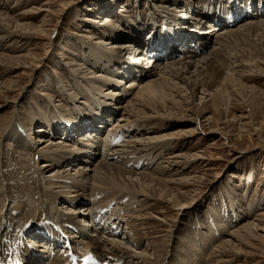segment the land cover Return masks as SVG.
<instances>
[{"label":"bare ground","instance_id":"1","mask_svg":"<svg viewBox=\"0 0 264 264\" xmlns=\"http://www.w3.org/2000/svg\"><path fill=\"white\" fill-rule=\"evenodd\" d=\"M149 1H155L153 5L158 11L157 15L159 17L165 16L167 18L163 26L167 28L168 37L164 36L162 30H159L158 27L162 25H157V15L154 18L151 17L147 25L139 23L138 26L129 27L124 31V29H120V24H124V22L120 21L119 25L115 24L111 18L113 16L111 13L105 16L102 22L94 21L98 25L93 24V27L91 26L94 31L89 28L85 29L89 33L87 38L98 40L96 42L91 40L93 42V45L91 44L89 47L90 52L92 51L90 54L91 61L88 59L87 63L86 61L82 63L72 58H65L66 63L69 59H72L68 61L67 65L72 68L71 72L76 86L81 88L79 90L81 94L79 95H81V98L83 96L86 99L95 100L97 102L96 107L91 105V101L86 102L85 109L81 106L74 107L73 114H63L62 112L63 116L60 117L59 122H49L45 125L44 122H46L47 117L42 113L37 118L33 116L32 118L22 117L20 119L17 115L13 123L11 122L7 126L6 136L13 143V149L22 154H33L35 156L39 154L38 158L44 159V163L37 166L34 164L37 161L32 158V163L30 162L32 165L23 166L19 170L22 175L30 174V178H26V175L25 177L18 176L21 182L17 181L10 186L6 179L7 177L14 179L13 176L16 172L8 173L5 171L4 166H2L4 162H1V158L4 156L0 151V214H2L0 217V262L7 260L11 255H15L17 249L25 263L40 264V257L33 256L32 252L25 247L34 249L32 251L35 252H47L50 245H55L45 239L43 233L29 232L36 222L42 219H48L49 223L44 225L43 231L49 232L50 235L55 234L54 228L58 230L57 226L68 232H71L68 227L70 225L78 228L79 233L73 234L72 237H80L77 241L80 246L88 247L104 261H109V264H160L162 260V263L165 260V264L167 262L168 264H183L185 260H190L197 248L200 247L199 245V247L194 248L192 244L188 243L187 246L184 245L186 247L185 251L177 249V254L168 261L163 256L161 257L159 244L154 245L149 242L152 247H149L148 243L146 246L143 245L149 239L146 234L140 232L142 231L140 226L144 224L143 222L148 221L150 217L140 219L134 213L128 219L126 216V210H129L130 207L132 209H144L152 200L163 199L173 203L179 210H184L183 208L186 205L183 202L185 200L182 198L183 193L180 192V189L171 186L176 182V179L163 176L170 168H164V170H157L156 168L140 170L138 168L139 170H136L137 167L133 169V167L127 166L128 163L135 160L132 159L134 154H140L147 150L157 152L162 147L170 146L171 140L184 136V133L175 134L173 131L140 137L135 133L136 130L131 132L132 135L134 134L131 137L133 139H128L122 146H114L113 144L119 141V129L124 131L123 129L139 124L137 123L139 120L143 119V122L147 124L154 119H167L176 116L173 114H177V112L173 113L174 109H171V105L174 103L179 104L180 100H175V92L179 91V95H181L183 90L177 88L176 91V85L172 81L177 80L190 90L191 96L187 95L188 99L194 98L198 89L210 92L215 86L219 91H214L215 93L212 94L210 100L219 104L224 93L229 91V86L236 84L235 78L232 77H225L219 82L222 76L220 68L227 67L237 74L252 65V62L250 64L244 62L246 55L234 56V54H230L231 44L235 40L248 38L249 35H253L255 32L257 35L260 30L264 31V15H262L264 8L259 6L257 11L256 8L251 9V14L255 16L252 19H257V21L254 20L255 22L241 21L237 24L238 26L236 25L237 27L232 29L227 28V22V25L218 30L215 29L216 26L231 19L235 21L244 12L248 13L247 9H250L249 4H247L248 1L239 2V9H235V13L225 16L223 22L221 20H203L205 18L203 12L198 13V8H191V5L195 3L196 7L198 2L199 5H202V0ZM110 7L113 8L112 5ZM175 10L180 14L176 13ZM43 11L50 13L48 8H39L37 12ZM25 14L11 15L0 9V42L25 35L17 29L20 26L26 30L34 29V33L45 31V29H38L41 25L34 24V27L24 24V26L19 25L20 17L23 18ZM196 17H199L200 20ZM152 19H155V22H151ZM85 20L93 21V19L88 18ZM205 21H207V26L210 27L208 30L200 27L204 26ZM196 23L198 24L194 27ZM12 28H16V30ZM149 34L150 37H148ZM211 37L213 38V45L211 42V46L206 52L198 54L200 48L207 45V41L204 39ZM126 38L130 40L121 43ZM176 43L180 47L175 45ZM52 47L53 43L51 42L50 49L47 51L52 52ZM258 53L255 56V67L264 65V52L258 51ZM132 54L136 56L135 60L137 61L131 60ZM27 57V54L12 56L6 52H0V69L8 71L11 68L19 67L20 59ZM86 58L88 57L86 56ZM34 59H36L35 56ZM145 61L148 62L149 66L144 65ZM117 67H121L123 70L121 71ZM92 68H100V71L104 72L105 75L103 76L101 73L98 76H93V78L88 77V75L95 73ZM120 72L125 74L121 76ZM159 72L162 75L154 78L155 74H160ZM126 74L127 76L131 75V79L126 81L128 85L124 86L122 92L120 91L122 89L120 84L125 80ZM115 76L116 78H114ZM88 81L92 85L85 86L88 85L85 84ZM106 85L118 87L105 89ZM127 86L136 91L132 100L123 103L120 100L129 93L126 92ZM16 90L18 91L14 80L0 83V95ZM60 91L64 92L63 95L72 91L69 95L74 101L79 96L73 91V88H67L66 85ZM52 93H56V91L52 88L44 89V94L52 96ZM168 94L172 96L171 99L167 97ZM82 103L85 102L81 101ZM180 103L182 104V102ZM190 103L194 104L195 102L191 101ZM181 104L177 106L179 110L186 107ZM204 111H206L205 101L199 109V114L201 115ZM117 113L119 119L117 118L115 123H113L114 121L111 122ZM164 122L165 124L171 123ZM103 123L114 124L108 130L109 133H114L105 137L101 136L100 131L102 128L105 129L108 126L103 125ZM35 124L39 125L34 127ZM47 126L49 129L46 128ZM26 128L29 130V135ZM124 132L126 137L130 138V135L127 134L128 130ZM36 133L40 134L36 135ZM52 133L65 135L70 137V140L64 142L59 139L53 142L50 137L46 138ZM99 141L103 143L100 147H98ZM45 142L46 144H43ZM115 147L119 148L116 150ZM34 148L36 150L32 151ZM101 152L103 154L100 156L99 153ZM98 156L100 160H97ZM116 156H118V159H116ZM177 156H181V154H177ZM187 160H184V162L176 160L175 164L176 166L180 163L186 165L189 162ZM16 189L19 190L18 194H14ZM58 200L66 204L58 207ZM80 205L81 208H79ZM108 206H111V211L109 209V213L105 215L106 212L102 211ZM189 207L190 205L187 206V208ZM141 209L140 211H142ZM100 213L102 214L100 215ZM256 220L259 225L264 226V212L259 213ZM116 224L117 226H115ZM222 224V220L216 216L215 222L211 223L210 226L212 236L208 237L203 234L201 245L208 241L212 242L218 238L217 236H221L225 228ZM252 224L251 222L244 223L240 228L232 231L231 237L227 238V241H222L219 244L218 250L221 252L223 263L232 261V252L230 251L235 249L231 244H244L257 238L255 236L256 228ZM175 230H170L171 233L168 235L169 238H167L166 244L171 241L170 235L173 234L172 236H174V233L176 234ZM20 239L23 243L21 246H19ZM26 240H29L31 244ZM185 240L187 241L186 238ZM74 242V240L71 241V246H74ZM228 257L230 258L228 259ZM195 258L200 259L199 257ZM66 260L65 255L56 250L54 258L45 260L43 264H65ZM204 262L205 260L202 259V264Z\"/></svg>","mask_w":264,"mask_h":264},{"label":"rangeland","instance_id":"2","mask_svg":"<svg viewBox=\"0 0 264 264\" xmlns=\"http://www.w3.org/2000/svg\"><path fill=\"white\" fill-rule=\"evenodd\" d=\"M239 1L202 0L205 5H208V8L212 7V10L215 7L220 10L222 5L225 6V4L228 5L227 8H232ZM246 1L250 4L256 3L255 5L259 2H264V0ZM154 2L149 0H0V9L5 12L11 15L26 13L23 18L20 17L19 25L24 24L34 27V24H36L41 25L38 29H45L44 32L39 33L37 31L34 33V29L26 30L20 26L17 29L20 33H25V35L0 42V52L9 53L12 56L28 55L27 58L20 59L19 67L11 68L8 71L0 69V83L14 80L18 89V91L6 92L0 95V151L3 154L2 156H4L1 158V162H4L2 166H4L3 168L6 172H16L13 176L14 179L12 177H7L6 179L10 186L17 181L21 182L19 177H25L26 175V178H30V174L22 175L19 170L23 166L32 165V158L37 161L34 163L37 166L43 165L44 159L38 158L39 154L35 156L15 151L13 143L6 136L7 126L11 122L13 123L17 115L20 119L22 117L32 118L33 116L37 118L42 113V115L47 117L46 122H44L45 125L56 121V117L59 115L62 118L63 114H73L74 107L81 106L85 109L86 102L89 103L91 101V105L96 107L97 102L95 100L86 99L83 96L81 98V95H79L81 94V91H79L81 88L76 86L73 81L75 79L71 72L72 68L67 65L68 61L72 59L82 63L85 61L87 63L88 59H91L90 54L92 51L90 52L91 49L89 47L95 39L87 38L89 33L85 29L89 28L94 31L92 25H97L94 21L102 22L105 16L111 13L113 15L111 18L115 24L119 25L120 21L124 22V24H120V29H124V31L129 27L138 26L139 23L147 25L149 20H151L150 18H154L158 14L156 7L153 5ZM195 5L196 3L191 5V8H198L199 2L196 7ZM39 8H48L50 13L47 11L37 12ZM175 11L180 14L177 10ZM164 17H156L157 25H160L165 20L167 21V18ZM87 18L93 19V21H86L85 19ZM254 20L257 21V19H249L244 22H255ZM153 21L155 22V19H152L151 22ZM206 23L207 21L204 22L205 28L203 25L200 27L208 30L210 27ZM197 24H194V27ZM12 29L16 30V28ZM159 29L162 30V27H159ZM126 40L130 39L126 38L121 43ZM96 41L98 40L94 42ZM51 42L53 43L52 52H48ZM46 51L48 54H46ZM229 51L234 56L246 55L244 62L248 64L252 62V65L237 74L227 67L223 66L220 68L222 76L219 82L225 77H232L233 79L235 78L236 84L229 86V91L224 93L219 104L210 100L212 94L218 90L215 86L210 92L198 89L194 98L188 99L187 95L191 96L190 90L183 83H179L176 80L172 81L176 85L175 90L177 91V88H180L183 91L181 95H179V91L175 92V100H180L183 106H186L183 110H179L177 106L181 104L180 102L179 104L174 103L171 105V109H174L173 113L177 112V114L173 115L177 117L154 119L152 122H148L149 124H145L143 119L139 120L137 122L139 124L123 129L124 131L128 130L127 134L130 135V138L126 137L124 131L117 129L120 133L119 137L125 136L124 138L127 139H122L115 146H122L128 139H133L131 137L134 134L132 135L131 132L136 130L135 133L140 137L171 133L173 131L175 134L184 133V136L171 140L170 146L162 147L163 149L160 148L157 152L147 150L146 152H139L140 154H134L132 159L135 160L127 164L133 169L137 167L136 170L138 168L140 170L144 168H156L157 170L170 168L163 176L175 178L176 182L171 184V186L180 189V192L183 193L182 198L183 200L185 199L183 202L186 205L183 211L182 209L179 210L173 203L163 199L149 201L144 209L140 208L142 211L131 207L126 210L127 219L133 213L140 219L150 217L148 221L143 222L144 224L140 226L142 228L140 232L146 234L149 239L143 245L146 246L147 243L149 245V242L154 245L156 243L159 244L161 257L163 256L168 261L177 254V249L185 251L186 247L184 245L187 246L190 243L194 248L200 245V249L197 248L191 259L185 260L183 264H202V259L203 261L205 260L203 264H264V226L259 225L256 220L258 214L264 212V65L261 67H255L256 65H254L258 51L264 52V31L260 30L257 35L255 32L253 35H249L248 38L235 40L231 44ZM34 56L36 59H34ZM66 57L72 59H69L66 63ZM135 59L136 56L132 54L131 60L137 61ZM144 65L149 66L147 61L144 62ZM92 69L95 70V73L88 75V77L93 78V76H98L101 73V75H105L104 72L100 71V68ZM118 69L123 70L121 67ZM123 74L125 73L120 72L121 76ZM161 75L162 73L155 74L154 78ZM124 78L125 80L120 84L122 87L120 91L122 92L124 86L128 85L126 81L131 79V75L127 76L126 74ZM85 84V86L92 85L90 81L85 82ZM65 85L67 88H73V91L79 95L77 100L74 101L70 98L69 93L71 94L72 91L63 95L64 92L60 90ZM110 85H106L105 89L115 88ZM46 88H52L56 93L48 96L44 94V89ZM135 91V89L127 86L126 92L129 93L120 102L124 103V101L129 102L132 100ZM208 93L211 95H208ZM167 97L172 98L170 94ZM81 101L85 103L81 104ZM189 101H194L195 103L191 104ZM204 101L206 103V111L200 115L199 109L204 104ZM15 106L16 109L14 110ZM117 118L119 119L118 113L113 118L114 120L112 119L113 123H115V120L117 122ZM164 121L171 123L165 124ZM38 125L35 124L34 127ZM103 125L107 126L109 124L103 123ZM26 130L29 135V130L27 128ZM102 131L103 128L100 131V135L104 137L106 134H102ZM39 134L36 133V135ZM110 134L111 132H108L107 135ZM49 137L53 142L59 139L64 142L70 140V137L59 133H52L48 137L46 136V138ZM43 144H46V142ZM34 146L36 145L34 144ZM119 147L114 149L117 150ZM35 150L36 148L32 151ZM177 154H181V156H177ZM116 159H118V156H116ZM176 160L183 162L187 160L189 162L186 165L180 163V165L176 166ZM18 189L21 190L20 187ZM18 189H16L14 194L19 193ZM57 204L60 207L66 203L58 200ZM188 205H190L189 208H187ZM79 208H81V205ZM216 216L222 220V226L224 225L223 227H225L224 232L212 242L208 241L201 245L203 234L208 237L212 236L210 226L211 223L215 222ZM246 222L253 223L252 225L256 228L255 236L257 238L251 239L250 242L244 244H231L235 249L233 251L228 250L232 252V261L223 263L221 252L218 250L219 244L222 241H227L226 239L231 237L232 231L240 228ZM170 230H175L176 234L174 233V236L171 234V241L166 244L167 238H169L168 235L171 233ZM162 264H165V260Z\"/></svg>","mask_w":264,"mask_h":264}]
</instances>
